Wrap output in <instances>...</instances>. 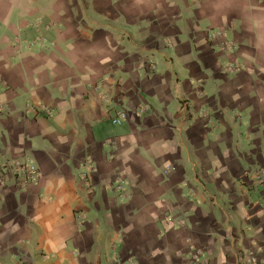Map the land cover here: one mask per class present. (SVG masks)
<instances>
[{"label": "crops", "instance_id": "crops-1", "mask_svg": "<svg viewBox=\"0 0 264 264\" xmlns=\"http://www.w3.org/2000/svg\"><path fill=\"white\" fill-rule=\"evenodd\" d=\"M5 159L0 264H264V0H0Z\"/></svg>", "mask_w": 264, "mask_h": 264}, {"label": "built area", "instance_id": "built-area-1", "mask_svg": "<svg viewBox=\"0 0 264 264\" xmlns=\"http://www.w3.org/2000/svg\"><path fill=\"white\" fill-rule=\"evenodd\" d=\"M39 24L40 23L35 24L34 27L37 28ZM210 40L212 44H215L214 46L215 51L219 53L229 54L235 51L236 47L234 43L226 40L224 38V35L220 33H212L210 35ZM43 46H45V42L43 38L41 36H37L32 41H26L24 43L23 48L25 50H31L33 48L43 47ZM223 68L226 73L227 72L238 73L242 70V66L237 62L224 63ZM105 100L106 102H108L109 99L105 98ZM27 108L29 109V106H27ZM44 112L48 116L52 114V111L49 109H45ZM200 116L206 117L205 111H202L200 113ZM126 120H127L126 111L123 109H119L112 118L111 123L113 125H119L122 121H126ZM111 157L112 156H110V158ZM40 179H41V173L36 167L28 163L5 159L2 168L0 170V195L9 184H12L13 186L21 189V188H26L30 184L37 183ZM252 179H253L252 189L257 190L259 192H264V171L262 170L255 171L253 173ZM129 187L130 186L128 180L122 179L114 183L113 190L118 195L123 196L124 193H126V190L129 189ZM198 253H199L198 251L194 250V248L191 247L190 250L191 262H199L200 256ZM245 259L247 260L246 261L247 264H251L253 261V258L252 257L250 258V256L248 255H246Z\"/></svg>", "mask_w": 264, "mask_h": 264}]
</instances>
